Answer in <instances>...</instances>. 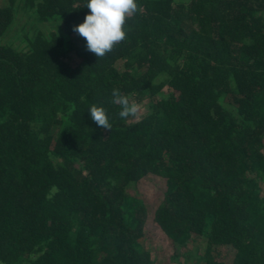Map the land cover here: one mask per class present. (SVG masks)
I'll list each match as a JSON object with an SVG mask.
<instances>
[{
    "label": "trees",
    "instance_id": "obj_1",
    "mask_svg": "<svg viewBox=\"0 0 264 264\" xmlns=\"http://www.w3.org/2000/svg\"><path fill=\"white\" fill-rule=\"evenodd\" d=\"M137 5L97 58L73 31L84 0L0 1V264H169L207 231L204 264H264V0ZM20 13L64 32L33 23L15 45ZM114 88L147 114L120 118ZM151 174L168 183L153 218L163 257L142 242L146 206L128 192Z\"/></svg>",
    "mask_w": 264,
    "mask_h": 264
},
{
    "label": "rangeland",
    "instance_id": "obj_2",
    "mask_svg": "<svg viewBox=\"0 0 264 264\" xmlns=\"http://www.w3.org/2000/svg\"><path fill=\"white\" fill-rule=\"evenodd\" d=\"M24 23L27 26L23 25ZM33 23H37L39 29L45 33L56 32L57 34H61L64 32L63 25L59 22L42 23L38 22L37 19L27 17L26 15L24 16L23 13H20L14 24L10 27L5 40L18 45L21 42L24 29H28ZM21 45L23 46L25 44ZM66 59L72 65L79 62V59L74 53H69L66 56ZM123 61L124 60H121L118 66L121 70L123 69ZM219 102L229 116L235 118L238 122L241 121L238 105L234 103L232 99L227 98V96L224 95ZM136 105L137 112L133 118L135 121L143 117L149 111V102L147 100ZM167 185L168 183L164 178L151 174L143 177L137 184L130 186L128 189V192L131 195L141 199L146 206L147 219L145 224V235L142 238V242L146 245L147 249L152 250L153 252H159V256L161 257L166 256V253H169L168 247L171 243L167 235L154 222L153 218L158 203L167 189ZM262 188L264 189V184L262 185ZM207 237L208 231L202 236L195 234L187 235L185 239L177 245L178 256H176L169 264H204L203 257L209 252L206 240Z\"/></svg>",
    "mask_w": 264,
    "mask_h": 264
},
{
    "label": "clouds",
    "instance_id": "obj_3",
    "mask_svg": "<svg viewBox=\"0 0 264 264\" xmlns=\"http://www.w3.org/2000/svg\"><path fill=\"white\" fill-rule=\"evenodd\" d=\"M89 9L83 22L74 25L73 31L84 38L86 49L97 58L103 57L126 38V20L138 10L137 0H84ZM111 103L119 105L120 118L133 116L137 105L119 89H112ZM98 126L111 129L108 114L103 106L91 105L87 111Z\"/></svg>",
    "mask_w": 264,
    "mask_h": 264
}]
</instances>
